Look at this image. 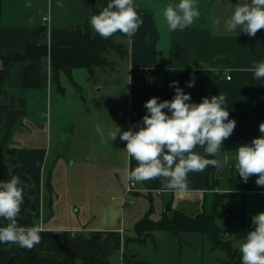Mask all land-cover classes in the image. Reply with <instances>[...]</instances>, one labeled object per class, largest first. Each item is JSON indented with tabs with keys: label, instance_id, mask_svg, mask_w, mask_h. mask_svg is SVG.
Masks as SVG:
<instances>
[{
	"label": "crops",
	"instance_id": "obj_1",
	"mask_svg": "<svg viewBox=\"0 0 264 264\" xmlns=\"http://www.w3.org/2000/svg\"><path fill=\"white\" fill-rule=\"evenodd\" d=\"M109 2L0 0V66L3 59L24 54L32 46L66 48L81 45L84 27L90 17L99 14ZM178 2L134 0L143 23L131 39L121 36L124 53L109 51L107 58L112 62V68H96L93 77L85 68L73 70V81L61 72L59 84L62 90L54 79L49 56L42 60L40 89L23 87L25 62L12 65L1 94L8 111L0 143L10 147L11 133L22 128H27L32 135L25 140L36 143L39 133L34 129L41 116H45L39 107L46 100L50 110L46 115L47 130L54 136L50 148L41 149L37 162L28 167L41 176L42 190L45 177L51 176L53 201L48 206L43 200L40 207L29 211L32 200L25 195L27 185H23L25 213L17 215V223L24 227L38 225L42 240L32 249L0 243V264H11L17 256L22 264H28L30 251L40 258L52 260L74 256L77 257L76 264H84L81 258L87 256L111 262L115 257L120 260L129 250L131 239L126 235L125 226H117L118 204L104 207L102 194L117 193L122 197L119 200L122 207L126 204L122 199L129 174L135 169V159L124 150L125 141H121L119 135L111 141L108 133L115 131L117 126L125 131L139 124L147 113L144 105L151 97H158L159 101L171 100L175 95L174 88L170 87L172 81H178L179 87L190 93L191 102L199 103L203 97L223 95L222 106L229 111V119L236 121V127L221 145L220 152L213 156L220 161L213 176L208 166L203 172L188 174L186 192H161V180L157 178L137 184L139 189L146 191L131 195L147 194L152 199L156 193L162 198L164 212L167 204H171L169 217L175 211L194 217L203 212L212 214L216 194L232 190L231 180L227 186L218 174L227 166L234 171L235 162L231 155L239 145L250 144L253 138L260 136L259 125L264 122V78L258 79L254 73L245 70L253 61H264V29L255 37L240 30H237L238 34L229 32L224 21L234 12L232 2L237 4L238 0H197L201 12L199 19L184 30L169 32L162 24V15L158 24L157 13L162 14L167 4ZM45 15L50 16L48 24L43 21ZM193 75L195 84L189 88L187 82ZM103 110L107 114L98 121L95 114ZM163 111L168 113L167 109ZM97 124L103 127L105 144L100 142L97 132H92L93 136L86 135L87 127L96 128ZM41 127H45L44 124ZM87 143L88 149L85 148ZM30 151L37 153L36 149ZM194 151L204 154L199 146ZM87 155H92L96 161L92 175L84 169L79 170L88 159L85 158ZM19 156L20 150L18 160ZM228 156L229 162L226 160ZM238 177L234 175L230 179ZM256 179L257 176L251 178L244 197L232 195L221 203L218 211L229 217L215 218V224L221 230L241 232L252 229L251 217L264 211V187L257 186ZM34 183L37 187V181ZM36 189L38 193V187ZM82 208L88 214L79 219ZM46 212L49 217L45 219ZM8 223L0 217V227ZM245 238H239L240 243Z\"/></svg>",
	"mask_w": 264,
	"mask_h": 264
},
{
	"label": "clouds",
	"instance_id": "obj_2",
	"mask_svg": "<svg viewBox=\"0 0 264 264\" xmlns=\"http://www.w3.org/2000/svg\"><path fill=\"white\" fill-rule=\"evenodd\" d=\"M161 15L162 24L172 32L190 27L199 19L201 12L197 0H179L178 3L167 4L162 14L157 13L158 24ZM89 23L103 39L111 38L117 32L131 39L143 20L134 0H110L99 14L90 17ZM216 23L219 24V20ZM224 26L229 32L240 30L249 37H255L259 30L264 29V0H245L243 3L238 0ZM245 70L254 73L258 79L264 78V61H253L252 66ZM194 84L193 75L187 87ZM170 87L175 91L171 100L159 101L154 96L145 103L147 113L139 124L133 126L138 130L129 128L122 131L117 126L108 136L114 141L119 135L120 140L126 142L124 150L137 162V167L129 174L130 181L139 183L160 178L159 191L183 193L188 191L190 172L199 173L208 166H220V161L207 157L220 152L221 145L234 132L236 121L229 119V111L222 106L225 101L223 95L203 97L201 102L195 103L191 102L190 93L179 87L178 81H172ZM95 130L100 142L107 143L102 125L97 124ZM259 132L260 136L253 138L250 144L239 145L231 157L236 173L244 182L257 176V186L264 187V122L260 123ZM197 146L203 149V155L194 151ZM229 157H226L228 162ZM20 183L17 176L0 181V217L9 221L5 227H0V243L32 249L42 240L41 229L38 225L24 227L17 223L23 202V189L18 187ZM251 223L252 229L239 245L241 264H264V211L253 215Z\"/></svg>",
	"mask_w": 264,
	"mask_h": 264
},
{
	"label": "rangeland",
	"instance_id": "obj_3",
	"mask_svg": "<svg viewBox=\"0 0 264 264\" xmlns=\"http://www.w3.org/2000/svg\"><path fill=\"white\" fill-rule=\"evenodd\" d=\"M7 1L9 2L10 0ZM43 2L44 0H41V3ZM232 3H234L231 4L233 5L232 10H234L236 3ZM22 7L25 8V6ZM117 40L120 41L121 37L118 36ZM41 104L43 106L40 105L39 108L41 109V113L45 112V116L42 113L43 117L41 116V118L39 119V123L34 129L36 132L39 133L36 135L38 137L36 143H30L25 140L27 139L26 137H32L31 133L27 130V128H22L19 130L16 129L11 133L12 144L10 147H16L18 148V151L20 150L19 160L18 163L15 165L12 176L19 177L21 183L18 185V187L22 188L23 185H27L25 195H27V197L32 200V203L29 205V211L32 209L33 205L36 208H38V205L40 207L43 200L48 204V206H50V202L53 201V186L51 176L49 175L45 177L43 183L44 190H42L41 176L37 174L36 170L28 167L31 166V164L37 162V154L40 152L41 149L50 148L51 138L52 136H54L52 132L50 133V130H47L46 115L50 111L47 106L48 103L46 102V100H43ZM49 105H51V102L49 103ZM106 114L107 112L104 110L100 111V113L97 112L95 115L98 118L96 119H98V121L99 119L103 120ZM42 124H44L45 127H41ZM75 129H77V126H75ZM92 132L96 133V130L94 126L91 127L90 125L89 127H87L86 135L93 136ZM18 135L21 136L19 137L20 139L16 138V136ZM122 147H126V142L124 143V145H122ZM85 148H89L88 143ZM31 149H36L37 153H31ZM85 158V161H82L83 164L81 166V169L79 170L84 169L86 171H89L91 173L90 175H92V173L95 172L94 168L96 167V161H94L92 155H87ZM4 160H7V156L4 157ZM23 164H26L27 166H23ZM234 175H239L238 173H236L235 167L234 171H232V169L228 166L222 169L221 173L218 174V176L222 177L224 182L227 183V186H229L228 183L231 180L230 178ZM120 179L121 176L119 173V180ZM34 181H37V187L39 189L38 193ZM137 184L141 185V182ZM49 185L51 186V189H49ZM30 189H35L36 194L33 196H28V191ZM102 195V204L104 205V207L112 205L114 206L115 204H118L119 212L116 221L117 226H125L126 235L128 238L131 239L128 245L129 250L120 258V260L115 257L112 261L113 264H225L228 258L227 251L222 248L212 249L210 241L199 232H187L179 235H174L169 231L157 229L153 231L150 235H137L134 228L140 220L149 216L152 221L157 222L162 218L164 208L162 198H160L158 194L153 193L152 199H150L147 194H130L127 196V202L125 205H123V207L120 202L122 197H120V195H117V193L115 194L114 192H107L103 193ZM24 207L25 202L23 198L21 210L18 215L25 213ZM34 212L37 213V215H40L39 212ZM87 214L88 211L83 209L82 211H80L78 218L82 219V217ZM48 217L49 216H47L46 212L45 219ZM248 231L249 230L234 232L230 229L225 230V239L233 243V248L238 249L241 242L239 238L246 236ZM19 264H22L20 258Z\"/></svg>",
	"mask_w": 264,
	"mask_h": 264
},
{
	"label": "trees",
	"instance_id": "obj_4",
	"mask_svg": "<svg viewBox=\"0 0 264 264\" xmlns=\"http://www.w3.org/2000/svg\"><path fill=\"white\" fill-rule=\"evenodd\" d=\"M118 36H124L117 32L111 38L103 39L99 34L93 31L89 23L84 27L83 42L79 46L72 47H48L46 45L32 46L24 54L11 55L2 60L0 66V139L5 131V115L8 107L2 102L1 94L3 85L9 76L10 69L17 62H25L23 70L22 85L26 89L41 88V70L42 60L49 56L51 67L54 72V79L58 83L59 89L62 87L59 84V75L63 72L73 81L72 73L76 68H85L93 77L96 68H112V62L107 58V53L115 50L120 54L124 53L122 43L117 40ZM254 134V133H253ZM7 156V160L4 157ZM209 159H214L213 156H208ZM18 163V148H6L0 143V181L10 180L12 169ZM137 162L135 160V168ZM211 175L215 173V167L209 166ZM252 176L247 182H244L240 177L231 179L232 190L230 192L217 193L213 205V213L208 215L199 213L191 217L184 212L175 211L172 216H168L171 211V204L168 203L162 218L155 222L149 216L140 220L135 231L137 235H150L157 229L169 231L174 235H179L187 232H199L203 234L211 243L212 249L222 248L227 251L228 258L225 264H241V253L239 249L233 248V243L225 239V233L215 224V218L227 217V214L218 211L219 206L225 198L235 195L244 197L249 190V183ZM49 189L51 186L49 185ZM52 199V198H51ZM51 201V200H50ZM52 201L50 202V206ZM251 230V229H250ZM28 264H76L77 257L71 256L60 260H52L40 258L34 251H30ZM20 256L13 259L11 264H19ZM84 264H113L110 260H99L96 256H87L81 258Z\"/></svg>",
	"mask_w": 264,
	"mask_h": 264
},
{
	"label": "built area",
	"instance_id": "obj_5",
	"mask_svg": "<svg viewBox=\"0 0 264 264\" xmlns=\"http://www.w3.org/2000/svg\"><path fill=\"white\" fill-rule=\"evenodd\" d=\"M43 21L48 24L50 22V16L49 15L43 16ZM227 78L230 79V77H227ZM136 191L140 192V191H146V190L139 189V187L137 186V183H133L132 181L129 180L127 187L125 189V194L122 199L123 204L126 203L127 196ZM72 233L73 235H76L75 231H73Z\"/></svg>",
	"mask_w": 264,
	"mask_h": 264
},
{
	"label": "water",
	"instance_id": "obj_6",
	"mask_svg": "<svg viewBox=\"0 0 264 264\" xmlns=\"http://www.w3.org/2000/svg\"><path fill=\"white\" fill-rule=\"evenodd\" d=\"M35 194H36V190H35V189H30V190L28 191V195H29V196H33V195H35ZM32 208L35 209V206L33 205Z\"/></svg>",
	"mask_w": 264,
	"mask_h": 264
}]
</instances>
